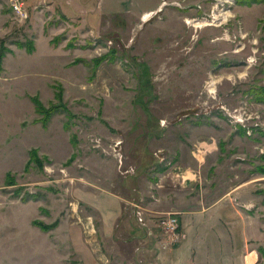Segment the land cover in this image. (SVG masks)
<instances>
[{
  "label": "rangeland",
  "instance_id": "obj_1",
  "mask_svg": "<svg viewBox=\"0 0 264 264\" xmlns=\"http://www.w3.org/2000/svg\"><path fill=\"white\" fill-rule=\"evenodd\" d=\"M20 1L0 0V264H264L261 199L233 249L157 225L201 196L171 176L203 174L202 140L264 173V0ZM101 190L123 198L109 236L82 201Z\"/></svg>",
  "mask_w": 264,
  "mask_h": 264
},
{
  "label": "crops",
  "instance_id": "obj_2",
  "mask_svg": "<svg viewBox=\"0 0 264 264\" xmlns=\"http://www.w3.org/2000/svg\"><path fill=\"white\" fill-rule=\"evenodd\" d=\"M250 143L253 142L247 141L248 146H250ZM209 145L207 140H202L199 142V146L205 148L204 151H201L202 154L198 155L194 151L191 152V160L194 165L197 164V161L204 163L205 158L208 157L203 174L202 171L199 173V171L188 166H179L180 173H177L178 171L174 168L172 169L171 183L173 182L174 187L186 188V186H189L191 191L200 188L201 193L199 197L194 196L196 202L188 201L186 206L179 209L177 235L179 238L183 236L184 241L189 243V245L186 244L188 248L197 243L194 241L195 239H199L201 249L208 243L212 244L210 248L214 250L216 243L222 245L223 249H233L231 245L233 246L239 241V234L235 229L237 223L244 224V227L246 224L252 223L255 215L254 210L257 207V198L264 203V188L256 186L261 179H264V173L255 170L252 164L254 159H251L250 156L224 164V160L227 159L225 157L221 158L220 155L222 154L219 153V150L214 161L210 162V149L207 148ZM184 151L181 150L180 155L181 153L184 154ZM261 153L260 156L264 155V152ZM197 156L198 158H195ZM208 160L210 163H207ZM241 164H244L242 165L244 168L239 166ZM225 167L227 168L225 169ZM226 171L230 172L225 173ZM202 175H204V179ZM162 186V182H159L158 187ZM82 196V201H85L89 208L98 213L101 232H104L106 236L111 235L113 227L117 224L123 212V198L118 194L104 190L87 191ZM110 205L115 206L117 209V213L113 217L107 211ZM252 211L254 213L250 215ZM142 220L144 219L142 218ZM154 230L157 231L158 227L155 226ZM245 242L248 243L249 239H246ZM187 250L185 251L187 252Z\"/></svg>",
  "mask_w": 264,
  "mask_h": 264
},
{
  "label": "built area",
  "instance_id": "obj_3",
  "mask_svg": "<svg viewBox=\"0 0 264 264\" xmlns=\"http://www.w3.org/2000/svg\"><path fill=\"white\" fill-rule=\"evenodd\" d=\"M10 5L16 17L18 18L27 17L26 11L23 7V3L20 0H11ZM139 218L142 219V217ZM157 225L166 233L175 236L177 234V229L179 227V220L176 214L168 213L166 214V216H161V219Z\"/></svg>",
  "mask_w": 264,
  "mask_h": 264
},
{
  "label": "trees",
  "instance_id": "obj_4",
  "mask_svg": "<svg viewBox=\"0 0 264 264\" xmlns=\"http://www.w3.org/2000/svg\"><path fill=\"white\" fill-rule=\"evenodd\" d=\"M25 47L28 48V49H31L32 48V45L28 46V45L25 44ZM2 57H3V54L0 53V59H2ZM79 60L80 59H76L75 61H79ZM39 110H41V109H39ZM260 157L264 160V155H262ZM159 169H162L163 170V168H159Z\"/></svg>",
  "mask_w": 264,
  "mask_h": 264
},
{
  "label": "bare ground",
  "instance_id": "obj_5",
  "mask_svg": "<svg viewBox=\"0 0 264 264\" xmlns=\"http://www.w3.org/2000/svg\"><path fill=\"white\" fill-rule=\"evenodd\" d=\"M148 16H149V15H145V16H144V20H146V19L148 18ZM216 17H217V16H216ZM214 18H215V17H214ZM208 25H212V24H210V23H202V24L200 23V24H197L198 27H199V26H200V27H201V26H208ZM195 26H196V25H195Z\"/></svg>",
  "mask_w": 264,
  "mask_h": 264
}]
</instances>
